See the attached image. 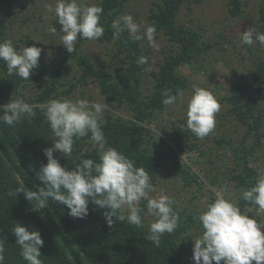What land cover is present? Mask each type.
I'll return each instance as SVG.
<instances>
[{"label":"trees","instance_id":"1","mask_svg":"<svg viewBox=\"0 0 264 264\" xmlns=\"http://www.w3.org/2000/svg\"><path fill=\"white\" fill-rule=\"evenodd\" d=\"M128 1H96L103 8L100 23L104 27V35L92 41L111 45L109 61L104 58L103 63L93 62L82 49V44L90 40L78 38L73 53L65 48V58L72 61L75 59L77 62H74L78 65L73 76L65 78V72L60 68L64 60L58 62L59 68L49 67L45 63V51L39 41L30 35L18 39L10 37L8 14L24 1L0 0V41L11 39L17 49L33 44L42 49L39 67L34 70L29 80H23L16 75L8 76L6 65L0 61V107L11 99L22 96L34 106L36 112V116L30 121L24 120L15 126L0 123V241L4 242L5 247L4 264H26L19 255V246L15 244V236L10 230L11 225L17 222L30 231L38 230L41 233L44 244L40 249V258L43 264H194L193 243L188 237L184 238L189 236L191 228V223L188 224L183 219V215H190L187 205H173L180 216L179 225L174 233L164 234L160 247L157 248L145 239L148 234L145 223L143 228H137L114 216L113 225L109 227L103 215L108 210L100 209L91 202L88 216L80 219L70 216L67 206L57 201L50 199L46 208L33 211L32 205L22 193L15 195L14 190L21 181L26 188L33 191H38L41 186L36 173L42 163H47L43 149L51 146L52 133L39 106L47 103L50 98L58 99L66 95L69 97L76 87L86 86L92 80L98 82L100 94L108 106L102 125L108 145L132 159L136 166L148 170L153 184L158 183L162 169L169 163L172 162L179 169L182 167L180 151L200 145L201 139L186 128L187 118L181 119L169 130L163 127L158 132L163 136L160 141L156 137L157 131L155 133L147 130L143 122L153 120L156 111L165 107L162 103L164 97L161 95L165 89L175 94L177 89L184 91L187 88L188 79L179 74L181 66L198 62L199 53L214 45L216 38L210 40L201 30L186 27L178 21L184 3H200L202 0L152 1L149 15L151 21L173 43H178L179 50L166 53L164 60L158 63L159 68L151 70L153 83L148 86V90H144L147 83L143 76L147 63L138 65L137 60L140 56H147L149 60V49L143 46V41H131L127 32L118 38L113 36L112 22L124 14ZM242 4V0H228L229 12L240 15L244 11ZM259 21L260 31L264 32V0L260 2ZM50 24L62 34L57 17ZM32 80L36 81L34 85L41 92L26 95L24 88ZM263 87L264 57L242 75L241 82L232 91L219 98V102L226 106V115L234 117L244 126L246 135L232 150L235 165L227 166L228 171L233 170L232 178L237 186L244 189L254 184L257 177L258 168L251 165L249 155L257 144L263 142L264 114L255 104ZM111 107L123 108L131 114L127 117L118 115ZM2 114L0 110V115ZM217 141L219 151L221 148L227 151L226 148L231 145L224 138ZM81 151H85L86 157L98 159L88 137L76 141L74 156ZM54 156L62 165L74 167L72 161L61 153L54 152ZM185 182L190 184L191 178L186 177ZM145 205L146 201H141V207L144 208L142 218L147 210ZM239 207L241 210L245 209L246 202L241 199Z\"/></svg>","mask_w":264,"mask_h":264},{"label":"clouds","instance_id":"2","mask_svg":"<svg viewBox=\"0 0 264 264\" xmlns=\"http://www.w3.org/2000/svg\"><path fill=\"white\" fill-rule=\"evenodd\" d=\"M48 11H54L62 33L60 44L69 53L75 51L78 38L92 41L104 35V27L100 23L103 8L99 4L85 3L84 0H57L55 8L49 6ZM111 27L114 38L127 32L131 41L147 40L151 47L159 48L155 28L146 26L141 32V26L131 14L114 19ZM49 32L57 34L55 27L49 28ZM240 44L264 46V32L249 28L240 33ZM41 52L42 49L35 44L17 49L11 39L0 41V61L6 65L8 76L29 80L39 67ZM146 63L147 56H140L137 60L138 65ZM161 95L165 106L173 105L177 100L183 103L185 99L180 89L175 94L165 89ZM39 107L52 133L51 146L43 149L47 163H42L36 173L41 186L38 191H33L21 181L14 190L15 195L22 193L33 211L46 208L50 199L57 201L67 206L70 216L80 219L88 216L91 202L108 210L103 215L109 227L113 225L115 216L121 222L126 220L130 225L143 228L141 201H146L147 214L154 219L148 225L145 239L160 247L164 234L174 233L179 225L180 216L173 208L174 200L162 188L159 196L154 197L152 194L157 192V188L149 171L136 166L132 159L108 145L102 128L105 105L88 99L74 101L61 97L50 98ZM220 109V103L209 90L194 86L187 100L186 128L199 139L207 137L216 126L215 117ZM0 110L3 112L0 123L8 126L30 121L36 116L34 106L22 96L11 99ZM85 137L95 148L98 159L86 157L87 150L74 156L76 141ZM54 152L72 161L74 167L62 165ZM256 172L255 183L241 192L240 198L246 202V210L242 211L235 200L217 195L199 212L197 219L202 231L195 238L184 237H190L194 242V264H264V223L258 219L259 214L264 213V168H258ZM225 190H228L227 186ZM10 230L26 264H43L40 258L44 244L41 233L30 231L18 222L11 225ZM4 252V242L0 241V264H4Z\"/></svg>","mask_w":264,"mask_h":264},{"label":"rangeland","instance_id":"3","mask_svg":"<svg viewBox=\"0 0 264 264\" xmlns=\"http://www.w3.org/2000/svg\"><path fill=\"white\" fill-rule=\"evenodd\" d=\"M17 4L15 10L8 14L9 18V34L12 39L23 38L30 35L39 41L44 48L45 63L52 69L59 68V61L64 60L63 66L64 77H72L78 68L75 59L65 58V47L60 44V36L58 33L53 35L49 32L52 28L51 21L56 18L54 11L49 12L48 7L53 9L57 0H28ZM97 0H84L85 3H96ZM153 0H129L128 6L124 14H131L134 20L141 26V32L146 26L155 28V39L159 44V48H153L147 40L143 41V46L149 49V60L147 69L144 73L145 84L144 90L150 89L153 83L151 70H157L158 63L164 60L166 53H173L179 50L178 43H173L167 34L158 30L151 21L149 15ZM244 11L240 15H232L229 12L228 0H202L200 3L187 2L184 3L178 15V21L186 27L201 30L205 37L214 40V45L209 49H203L198 55V62L193 65L181 66L179 74L188 79V86L184 92V102L179 100L173 105L165 106L163 109L156 111V115L151 121L143 122L147 130L156 133V137L163 139L161 132L165 127L169 130L174 124L186 117L187 100L193 92L194 86L209 90L218 100L226 93L232 91L235 85L241 82L242 75L249 72L256 61L264 57V46L254 44L249 47L240 44V33L255 28L260 31V2L261 0H242ZM221 34V36H220ZM255 38V37H254ZM85 54L97 63H103L102 59L109 61L111 45L97 41H89L82 44ZM102 61V62H101ZM58 63V64H57ZM195 69L196 71H192ZM64 79V78H63ZM33 81L25 86L26 95H35L40 88L34 85ZM72 100L88 99L89 101L99 102L108 108L100 94V86L97 81H90L86 86L76 87L70 92ZM220 103V102H219ZM261 108L264 114V87L259 91L257 101L255 103ZM221 109L216 114V126L214 130L205 138L199 140L202 145L189 149L186 147L180 154V163L182 167L179 169L169 163L165 169H162L160 179L157 184V192L153 193L154 197L159 196V189H163L164 193L174 200L173 205H187L189 214L183 215V219L188 224L191 223L189 236L195 238L202 231L201 225L197 219L199 212L203 211L207 204L215 199L217 195H225L240 204L241 192L244 187L237 186L236 181L232 178L233 170L227 169L235 165L233 163L232 150L234 146L246 134L244 126L235 120L234 117L226 115V106L220 103ZM116 114L127 117L131 112L111 107ZM264 130V122H263ZM230 141L231 145L227 147V151L221 148L218 150V141L221 139ZM260 145H256L250 153L251 165L257 168H264V137ZM221 146V145H220ZM263 149V150H262ZM204 150V153H203ZM262 150V151H261ZM186 177L191 178L190 184H185ZM214 181V182H212ZM227 186V191L225 190ZM254 208V206H252ZM247 208V207H246ZM243 209V210H246ZM178 210V209H177ZM242 210V211H243ZM254 215V213H249ZM144 223L148 226L153 217L144 214ZM260 222L264 223V213L258 216ZM264 231V226H262ZM188 237L191 243L192 239ZM255 264V262H253Z\"/></svg>","mask_w":264,"mask_h":264}]
</instances>
